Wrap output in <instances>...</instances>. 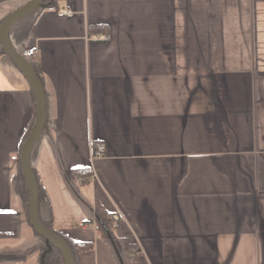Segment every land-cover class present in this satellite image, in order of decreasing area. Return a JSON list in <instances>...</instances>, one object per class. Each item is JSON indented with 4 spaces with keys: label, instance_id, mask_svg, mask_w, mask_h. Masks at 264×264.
<instances>
[{
    "label": "crops",
    "instance_id": "obj_1",
    "mask_svg": "<svg viewBox=\"0 0 264 264\" xmlns=\"http://www.w3.org/2000/svg\"><path fill=\"white\" fill-rule=\"evenodd\" d=\"M31 1H0V28ZM8 41L41 80L37 216L91 245L79 264H264V0H53ZM2 49L0 264H39L36 100Z\"/></svg>",
    "mask_w": 264,
    "mask_h": 264
},
{
    "label": "water",
    "instance_id": "obj_2",
    "mask_svg": "<svg viewBox=\"0 0 264 264\" xmlns=\"http://www.w3.org/2000/svg\"><path fill=\"white\" fill-rule=\"evenodd\" d=\"M3 1V0H0ZM41 3V0H32L22 8L18 9L11 15H9L4 22L2 23V26L0 28V42L2 45V48L6 55L12 60V62L24 73L26 78L28 79L31 88L33 90L35 100H36V119L35 123L33 126V129L27 138L26 142L24 143L22 147V152H21V157H20V162H21V168L22 172L26 181L27 185V190H28V216H29V221L32 226V228L41 236L43 237L46 242H50L53 245H55L60 252L62 253V256L64 258L65 264H73L72 256L70 253V250L68 249L67 245L65 242L59 238L57 235L52 233L50 230L45 228L41 222L38 219L37 216V194H36V188H35V183L34 179L31 175L30 168H29V152L34 144L41 127L43 125V120H44V100H43V95L42 91L39 86V82L36 79L33 71L31 68L28 66L26 62H24L17 54L16 52L12 49L9 41H8V30L11 24L26 14L27 12L33 10L37 6H39Z\"/></svg>",
    "mask_w": 264,
    "mask_h": 264
},
{
    "label": "trees",
    "instance_id": "obj_3",
    "mask_svg": "<svg viewBox=\"0 0 264 264\" xmlns=\"http://www.w3.org/2000/svg\"><path fill=\"white\" fill-rule=\"evenodd\" d=\"M52 3H53V0H41V4L43 7L50 6ZM2 52H3V49H2ZM34 73H35L37 80L39 82H41L40 75L38 74V72L36 70H34ZM35 116H36V107L34 105L33 117L30 120V123L26 129V133L24 134V137L22 139V144L27 140V138H28L33 126H34ZM18 162H19V168H18V183L19 184H18V186H19L21 197H22L23 202H24L26 216H27L28 222L30 224L29 216H28V198H29V195H28L26 181H25V178H24V175L22 172L20 160ZM84 171H81V172L77 171V174L82 173V175L84 176L85 175ZM36 194H37V196H39L38 190H37ZM41 224L65 242L68 249L70 250L72 260H73V264H79L78 263V255L82 252L88 251L91 248V245L87 244V243H72L64 235L54 231L48 225H45L44 223H41ZM99 225L102 228H104V227L109 228L111 226V223L107 218L105 219V218L101 217L100 219H98V226ZM30 226H31V224H30ZM101 230L105 233V235L107 237H109V235H111V229H101ZM33 231L35 234L39 235L34 229H33ZM38 263L39 264H65L64 258L62 256V253L60 252V250L50 242H47V246L39 252ZM16 264H22L21 259H18L16 261Z\"/></svg>",
    "mask_w": 264,
    "mask_h": 264
},
{
    "label": "built area",
    "instance_id": "obj_4",
    "mask_svg": "<svg viewBox=\"0 0 264 264\" xmlns=\"http://www.w3.org/2000/svg\"><path fill=\"white\" fill-rule=\"evenodd\" d=\"M68 11H64L63 14H68ZM97 40H101V41H108L109 40V36L108 35H103V36H97L96 38ZM34 53V51H30L28 52V55L32 56ZM103 151H104V147L103 146H98L96 147L94 150H92V158H98L101 157L103 155Z\"/></svg>",
    "mask_w": 264,
    "mask_h": 264
}]
</instances>
